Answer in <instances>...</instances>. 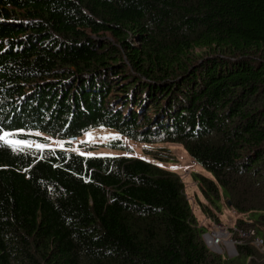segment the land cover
I'll use <instances>...</instances> for the list:
<instances>
[{"label": "trees", "instance_id": "1", "mask_svg": "<svg viewBox=\"0 0 264 264\" xmlns=\"http://www.w3.org/2000/svg\"><path fill=\"white\" fill-rule=\"evenodd\" d=\"M101 127L117 154L0 142V264H264L252 238L212 252L181 174L122 153L181 144L264 230V0H0V130Z\"/></svg>", "mask_w": 264, "mask_h": 264}, {"label": "rangeland", "instance_id": "2", "mask_svg": "<svg viewBox=\"0 0 264 264\" xmlns=\"http://www.w3.org/2000/svg\"><path fill=\"white\" fill-rule=\"evenodd\" d=\"M87 133H90L91 137L86 135V133L74 140L60 139L58 137H49L50 142L45 145L60 147L64 149L69 148L74 151L87 152L88 154L90 153V154L109 155V154L118 153L116 149L107 146L94 147L88 151L85 150V148L90 144H95V143L97 145L103 144L115 137H120L119 134L113 129L101 127V128L91 129ZM12 138L17 139L15 137ZM123 139L125 141V144L127 145V148L131 150L130 151L125 150L122 153H129L130 155L147 158L148 160L159 163L160 165L181 174L185 183L186 193L188 194V197L193 204V209L197 220L199 221L200 224L203 225L204 232L210 229L209 224H211L210 223L211 219L214 223L231 224L239 219L242 218L248 219L251 217L250 216L251 213L235 212L236 210L233 207H231L230 204L229 205L227 204L226 202L227 193L225 190H220L219 198H216L214 195H212L213 198L212 197L210 198L204 194L201 187L198 185L197 180L195 179V175L197 172H201L211 177L212 173L206 168H204L193 157H191L181 144L175 143V144L165 145L167 149L164 150V153H166L171 157V160L165 161L162 160V152L158 150L157 146L156 148H154L155 153H149L147 152V149H151L153 148V146H146L144 144L134 142L127 138H123ZM69 142H71V144L67 145ZM37 143L38 142H33L32 146H35ZM81 143H84L87 146L85 147L81 145ZM253 215L257 216L258 212ZM256 228L258 234L264 237V230L261 229L259 226H257ZM245 239H243V241ZM238 245L239 244H237L236 247ZM221 255L223 256V258L227 256L226 254H221Z\"/></svg>", "mask_w": 264, "mask_h": 264}, {"label": "built area", "instance_id": "3", "mask_svg": "<svg viewBox=\"0 0 264 264\" xmlns=\"http://www.w3.org/2000/svg\"><path fill=\"white\" fill-rule=\"evenodd\" d=\"M252 238V243L264 254V237L260 236L256 228H244L231 224L214 225L203 234L207 247L216 254H226L228 257L236 256L238 250L236 245L243 239Z\"/></svg>", "mask_w": 264, "mask_h": 264}, {"label": "snow or ice", "instance_id": "4", "mask_svg": "<svg viewBox=\"0 0 264 264\" xmlns=\"http://www.w3.org/2000/svg\"><path fill=\"white\" fill-rule=\"evenodd\" d=\"M19 131H23L22 129ZM13 133L7 132V131H3L0 130V142H3L4 145L6 146H10L13 148V150H17L20 149L24 146L27 147H31L33 142L29 141V140H18V139H13ZM36 135H39V133H36ZM86 135H88L89 137H91L90 133H86ZM35 147L37 149H43L46 147V145L42 144V143H37L35 145Z\"/></svg>", "mask_w": 264, "mask_h": 264}, {"label": "crops", "instance_id": "5", "mask_svg": "<svg viewBox=\"0 0 264 264\" xmlns=\"http://www.w3.org/2000/svg\"><path fill=\"white\" fill-rule=\"evenodd\" d=\"M210 223L212 224V220L210 221Z\"/></svg>", "mask_w": 264, "mask_h": 264}, {"label": "clouds", "instance_id": "6", "mask_svg": "<svg viewBox=\"0 0 264 264\" xmlns=\"http://www.w3.org/2000/svg\"><path fill=\"white\" fill-rule=\"evenodd\" d=\"M255 246V245H254ZM256 247V246H255ZM259 250V249H258ZM264 255V254H263Z\"/></svg>", "mask_w": 264, "mask_h": 264}, {"label": "water", "instance_id": "7", "mask_svg": "<svg viewBox=\"0 0 264 264\" xmlns=\"http://www.w3.org/2000/svg\"><path fill=\"white\" fill-rule=\"evenodd\" d=\"M229 204H230V202H229Z\"/></svg>", "mask_w": 264, "mask_h": 264}, {"label": "bare ground", "instance_id": "8", "mask_svg": "<svg viewBox=\"0 0 264 264\" xmlns=\"http://www.w3.org/2000/svg\"><path fill=\"white\" fill-rule=\"evenodd\" d=\"M252 240V239H251Z\"/></svg>", "mask_w": 264, "mask_h": 264}]
</instances>
